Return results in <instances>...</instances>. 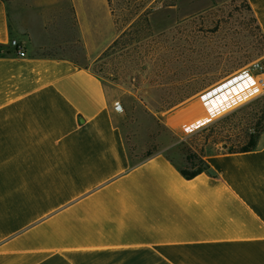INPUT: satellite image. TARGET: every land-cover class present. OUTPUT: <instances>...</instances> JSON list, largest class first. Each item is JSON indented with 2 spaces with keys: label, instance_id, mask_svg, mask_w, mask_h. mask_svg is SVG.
Masks as SVG:
<instances>
[{
  "label": "crops",
  "instance_id": "1",
  "mask_svg": "<svg viewBox=\"0 0 264 264\" xmlns=\"http://www.w3.org/2000/svg\"><path fill=\"white\" fill-rule=\"evenodd\" d=\"M246 1L264 38V0ZM56 5L72 25L62 43L88 60L120 34L110 0ZM16 23L0 0V43L26 52H0V264H264V130L252 150L208 154L191 179L163 152L136 161L114 89L69 56L37 53ZM230 91L212 111L239 98Z\"/></svg>",
  "mask_w": 264,
  "mask_h": 264
},
{
  "label": "rangeland",
  "instance_id": "2",
  "mask_svg": "<svg viewBox=\"0 0 264 264\" xmlns=\"http://www.w3.org/2000/svg\"><path fill=\"white\" fill-rule=\"evenodd\" d=\"M57 1L7 0L17 30L37 44V53L69 56L114 89L116 121L136 161L163 152L192 168L190 155L206 159L241 149L264 127V93L191 132L166 116L230 75L264 77V38L246 0H110L120 34L94 61L75 40L62 43L72 25ZM187 108L177 113L181 123L203 114L201 104ZM198 122L204 118L194 126Z\"/></svg>",
  "mask_w": 264,
  "mask_h": 264
},
{
  "label": "built area",
  "instance_id": "3",
  "mask_svg": "<svg viewBox=\"0 0 264 264\" xmlns=\"http://www.w3.org/2000/svg\"><path fill=\"white\" fill-rule=\"evenodd\" d=\"M10 44L16 48L19 56H25L26 55V52L23 49L22 43L19 40L12 38L10 41ZM244 72L245 71H241L240 73H244ZM237 74L238 73L230 75L227 78L217 82L215 85H213V86L203 90L201 93H199V95H197L196 98L191 99L184 104V105H186L185 107H188V105H192L195 102L200 103L202 106V109H203V114L201 116H198L197 118L193 117L194 118L193 121H188L187 123H181L178 120V118H179L178 114H176L178 109H174L172 111H169L166 115L168 123L172 126H176V127L178 126V127H181L185 131L191 132V131L211 122L213 119L216 118V116L214 115V113L212 111V110H214L215 107L214 106L210 107L208 105L209 102H211L213 100L212 99L213 96H215L217 93L221 92L224 88H226L228 85H230V82H234V79L237 78L238 76H240ZM249 74L252 76V79H253L252 84H253V89L255 91V93L253 95H251L250 97L253 98L255 96L263 94L264 93V77H258L256 75L252 74V72H250V71H249ZM250 97H248V98H250ZM244 101H245L244 98L242 96H239L238 102L234 100L233 102H236V103H234V105H231L230 108L226 109L225 111H228V110L230 111V110L234 109L236 106H238V104H240ZM186 109H188V108H186ZM202 118H204V122H198V124L200 126H194V123L199 121Z\"/></svg>",
  "mask_w": 264,
  "mask_h": 264
},
{
  "label": "trees",
  "instance_id": "4",
  "mask_svg": "<svg viewBox=\"0 0 264 264\" xmlns=\"http://www.w3.org/2000/svg\"><path fill=\"white\" fill-rule=\"evenodd\" d=\"M249 9L251 10L250 5L248 4ZM259 28V26H258ZM10 46H12L11 44H4V43H0V52L2 49H6L9 50ZM263 63H264V59H263ZM264 130L263 128H258L256 133H252L249 139V142L244 145L241 149H232L229 150L230 152H234V151H248V150H252L254 149V147L256 146V138L258 136V134ZM195 158H198V163H196L194 160ZM173 161V160H172ZM187 162L190 163L191 167L188 166H178V169L180 170V172L182 173L183 176H185L188 179L194 178L195 176H197L198 174L207 171L209 169V164L206 161V159H203L202 157H199L198 155H190L189 157H187ZM176 164V163H175Z\"/></svg>",
  "mask_w": 264,
  "mask_h": 264
},
{
  "label": "bare ground",
  "instance_id": "5",
  "mask_svg": "<svg viewBox=\"0 0 264 264\" xmlns=\"http://www.w3.org/2000/svg\"><path fill=\"white\" fill-rule=\"evenodd\" d=\"M237 75H240V76H238L237 78H235L234 79V82H230V85H228L226 88H224L221 92H219V93H217L216 95H218V94H220V93H222V92H226V90H228V89H231V91H230V95H234L235 94V92H239V93H241L240 94V96H242L243 98H244V102H242V103H240V104H244V103H246L247 101H249L250 99H252L250 96L251 95H253L254 93H255V91H254V89H253V79H252V76L249 74V71H245L244 73H240V72H238V74ZM236 77V76H235ZM247 78H249L248 79V81L250 82V87H249V91H247L246 90V92H244L243 93V90H241V89H239V88H237L238 87V85H240L242 82H245L246 81V79ZM244 85H246V84H244ZM244 89V88H243ZM245 90V89H244ZM224 94V93H223ZM215 95V96H216ZM248 97H250V98H248ZM196 98V97H195ZM214 97H212V99H213ZM228 98V97H227ZM248 98V99H247ZM194 99V98H193ZM247 99V100H246ZM234 101V100H233ZM235 101H237L238 102V98L235 100ZM216 103H220L221 104V107L220 108H222L221 110H220V112H218V113H216V112H214L213 111V113H214V115L216 116V117H221L222 115H224L226 112H228V111H225L226 109H228V108H230V106L232 105V104H234V102H231L230 104H227V103H225V101H221V102H216ZM225 103V104H224ZM236 103V102H235ZM194 104H200V103H197V102H195V103H193L192 105H194ZM215 104V103H214ZM240 104H238V105H240ZM209 105V104H208ZM219 109V108H218ZM217 109V110H218ZM215 110V109H214Z\"/></svg>",
  "mask_w": 264,
  "mask_h": 264
}]
</instances>
